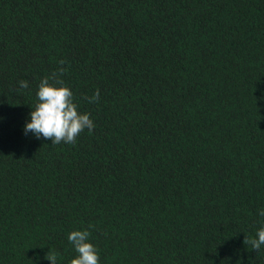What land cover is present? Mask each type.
Here are the masks:
<instances>
[{
  "label": "trees",
  "instance_id": "trees-1",
  "mask_svg": "<svg viewBox=\"0 0 264 264\" xmlns=\"http://www.w3.org/2000/svg\"><path fill=\"white\" fill-rule=\"evenodd\" d=\"M61 67L71 144L24 131ZM261 210L264 0H0V264H70L74 230L99 264H264Z\"/></svg>",
  "mask_w": 264,
  "mask_h": 264
},
{
  "label": "clouds",
  "instance_id": "clouds-1",
  "mask_svg": "<svg viewBox=\"0 0 264 264\" xmlns=\"http://www.w3.org/2000/svg\"><path fill=\"white\" fill-rule=\"evenodd\" d=\"M60 64L63 65L64 61H60ZM65 71L66 69L61 67L51 76H46L40 81L37 92L38 102L34 108L32 107L31 119L24 128L25 134L32 132L36 138L51 140L52 144L62 142L71 144L85 129L89 132L94 129L95 125L90 114L79 111L71 88L59 79ZM18 83L20 89L29 87L27 80H20ZM99 98V89L93 96L87 97L89 103H97ZM259 214L264 217V210H261ZM256 237L250 239L246 236L244 243L250 244L253 250L259 251L264 245V226L258 229ZM68 240L74 245L77 253L70 264H99V253L90 241L88 230H74L68 235ZM45 258L50 260L51 264H57L54 253L48 252Z\"/></svg>",
  "mask_w": 264,
  "mask_h": 264
}]
</instances>
